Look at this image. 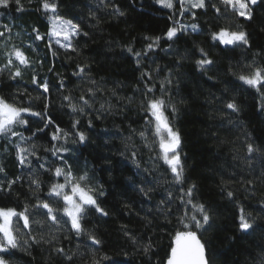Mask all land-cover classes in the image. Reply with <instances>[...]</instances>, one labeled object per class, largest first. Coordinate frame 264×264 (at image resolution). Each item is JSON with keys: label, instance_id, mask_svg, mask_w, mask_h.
I'll list each match as a JSON object with an SVG mask.
<instances>
[{"label": "trees", "instance_id": "16d2710c", "mask_svg": "<svg viewBox=\"0 0 264 264\" xmlns=\"http://www.w3.org/2000/svg\"><path fill=\"white\" fill-rule=\"evenodd\" d=\"M43 2L20 0L18 5L9 0L8 7H0V31L5 25L11 29L0 37V68L7 64L13 47L30 61L25 67L14 60V67L0 71V97L21 107H28L31 97L30 106L39 112L44 111L46 97L54 121L37 132L44 127L43 121L24 114L28 125L17 126L15 131L31 139L0 135V166L5 169L0 173V187L5 189L0 190V208L19 212L26 204H35L30 191L34 176L43 182L41 198L52 182H64L63 177H54L39 167L61 166L59 159L45 151L55 144L68 150L62 155L76 176L87 171L88 184L96 189L93 194L107 215L94 207L86 211L83 227L100 241L92 245L87 235L76 237L70 221L57 227L41 215L46 210L29 207L31 220L45 221L43 227L35 223L31 227V234L40 242L31 244L27 251L12 250L10 264H91L93 256L100 259L105 255L111 259L101 264H165L172 238L181 228L177 221L184 211L179 202L181 189L186 191L192 184L196 185L193 201L206 205L212 215L211 227L198 233L206 245L209 264H258L264 249V111L260 110L264 87L257 91L239 81L237 75L250 73L252 69L246 65L253 62L254 66H264V0L252 7L250 21L220 0H206L205 9L185 6L184 12L177 0L171 9L158 0H47L57 5L55 12L45 10ZM212 4L220 9L219 14ZM56 19L79 25L80 34L71 37L77 51H66L49 35ZM192 24L198 26L197 31H192ZM173 26L180 30L169 40L166 32ZM220 28L244 30L249 45L224 46L213 41L211 33ZM37 32L42 40L36 39ZM155 37H160L158 44L147 50ZM201 48L214 61L207 70L196 65ZM77 65H87L85 73L74 75ZM16 66L22 75L13 80L9 73ZM143 72L151 78L142 77ZM34 74L41 83L47 80L48 93L41 95L42 89L32 84ZM145 84L153 88L151 93L146 92ZM89 89L95 94H89ZM81 95L88 105L80 100ZM37 96L40 99H35ZM65 96L78 106L77 111L71 110ZM146 96L160 97L176 106L175 113L168 108L165 114L181 137L182 184L173 181L160 158L154 122L146 123L148 115L142 107L146 106ZM230 100H235L239 112L225 107ZM79 107L84 108L83 113ZM77 120L79 124L73 129ZM56 125L70 133L83 132L86 141L79 143L75 136L67 142L52 141ZM141 131L146 140L139 136ZM249 142L261 151L249 156ZM17 146L36 152L35 156L25 154L30 163L23 167L16 158ZM18 176L21 179L7 190L8 181ZM49 203L57 209L64 206L62 200ZM169 208L171 215H167ZM241 209L257 226L247 234L239 231ZM61 219L68 221L62 214ZM13 221L14 227L21 228L16 233L21 241L27 239L23 221L15 217ZM149 243L151 250L145 254L144 246ZM57 247H63L73 259L56 253Z\"/></svg>", "mask_w": 264, "mask_h": 264}, {"label": "snow or ice", "instance_id": "6c2138e0", "mask_svg": "<svg viewBox=\"0 0 264 264\" xmlns=\"http://www.w3.org/2000/svg\"><path fill=\"white\" fill-rule=\"evenodd\" d=\"M259 2L260 0H220V3L229 6L239 17H243L245 20L249 21L253 18V10L250 6L257 5ZM16 3L19 5L20 0H16ZM158 3L170 9L174 6L173 0H158ZM179 3L181 12L187 10L185 7L186 5H190L191 8L195 9L206 8V0H179ZM8 6L9 0H0V7L6 8ZM43 8L45 10L55 12L57 5L54 3H48L47 0H44ZM212 8L217 14L220 13V9L215 4H212ZM18 10L20 9L18 8ZM114 11L118 12L120 15H123V13L120 12L118 8H115ZM180 27L183 28L184 26L181 25ZM239 27L240 26L237 25L238 29ZM191 29L193 32H195L198 30V26L196 24H192ZM179 30L180 29L175 26L168 28L166 32L167 38L171 40L174 36H176ZM10 31L11 29L5 25L4 31H0V37H4L5 32ZM33 31L37 30L33 29ZM79 34V25L74 24L71 20L59 21L58 23H55L49 33L50 36L56 38L55 43L61 48L65 49L66 51L70 49L73 52L77 51V49L72 45L71 37ZM84 35H87V33H84ZM61 37L62 40L60 39ZM36 39L42 40L43 37L37 32ZM211 39L213 41H218L219 44L224 46L249 45L248 34L244 30H229L228 28H220L219 31L211 33ZM159 40L160 37L153 38L152 43L147 45V50H152L154 45L158 44ZM49 49L51 50V43L49 44ZM128 51L132 52L133 50L131 47H129ZM199 51L201 58L196 61V65L199 69L207 70L211 65H213L214 61L209 58L208 53L203 48L199 49ZM7 55L9 57L7 64L4 65L3 68H0V71L14 67V60L18 61L19 65H23L25 67L30 66L29 59L19 48L13 47V49ZM53 55H55V53H53ZM135 56L139 57L140 53H135ZM137 63H139V60H137ZM246 67L252 69L250 73H240L238 75L233 73V75H237V79L243 84L260 91V89L264 87V66H254L253 62V64L246 65ZM77 68L78 71L74 72L73 74L81 75L85 73L87 65H77ZM51 70L52 69L50 68L49 71ZM9 75L13 80H15L17 77H20L22 75L20 67L16 66L15 71L10 72ZM141 75L142 77L148 76L151 78L150 74L147 72H143ZM31 82L38 89H42L41 95L48 93L50 90L47 80L41 83L35 74L32 76ZM92 83L95 84L96 82L92 81ZM167 83H171V81H167ZM61 87H63L62 80ZM163 88L164 86L162 83V91ZM145 89L148 93L153 91V88L147 84H145ZM88 91L91 95L95 94L92 89H89ZM20 94L23 95L24 93ZM31 99L32 98L30 97L28 101V107H21L16 104L9 103L3 97H0V135H10L12 137L19 136L22 141L31 139V137L26 138L22 133L15 131L17 126L26 127L28 125L29 122L24 118V114H28L32 117H39L43 121L44 127L38 128L37 132H42L44 129L54 124L53 119L48 113V108L50 105L49 102H47V98L45 97L44 111L42 112L34 111L32 109L30 106ZM35 99H40V97L37 96ZM64 99L69 101V107L73 112L77 111L78 106L71 103L70 97L65 96ZM145 99L147 100L146 106L142 104V107H144V110L148 115L146 123L151 125L154 122L153 134L159 138V147L161 150L160 158L170 169L173 181L177 184H182L184 182V169L181 162L180 153L178 151L181 145V137L180 134L173 129L169 122L168 116L165 114L168 108H171V111L175 113L177 110L176 106L174 104H170L168 101H165L160 97L148 98L146 96ZM80 100H82L85 105H88V101L83 95H81ZM103 107L104 105H101V108ZM225 107L233 113L239 112L240 110L235 100L228 101ZM260 110L264 111V95L261 97ZM79 111L83 113L84 108L79 107ZM78 124L79 121H75L72 125V128L76 129ZM165 133L166 136L164 135ZM33 135H35V133H33ZM70 136L78 137L77 142L79 143L86 141V136L83 132L76 131L74 133H70L60 128L58 125L55 126V130L51 135V140L59 141L60 139H64L67 142ZM139 136L142 139H147L144 131H141ZM145 146L148 147L149 145L146 144ZM34 148L35 145H33V149ZM45 151L51 152L54 157L59 159L61 161V166H56L54 169H50L46 168L44 164H40L39 167L54 177H63L64 182H52L48 187V191L44 194V198H41L39 193L42 190L43 182L38 176H34L33 178H30V191H32L33 196L35 197V204L31 206L26 204L24 210L19 212L14 208H0V264H10V259L8 257L12 254V250H19L23 248L25 251H27L31 244L40 242L35 236L31 234V227L33 223L43 227L45 221L31 220L29 207L36 210H46L42 211L41 215L46 216V219L50 221L52 225H56L57 227H62L64 224L70 221V230L75 233L77 238L87 235V239L92 245H98L100 243V241L96 239V237L91 232H88L82 224L85 213L89 208L94 207L96 212L107 215V213L104 212V210L98 205L97 197L93 194L96 192V189L94 187H90L88 184L89 175L87 171L79 176H76L71 169V165L68 164V161L64 159L62 155V153L68 151L62 146L57 147L55 144H53L51 148H46ZM246 151L247 154L251 156L253 153L261 151V149L249 142L246 144ZM26 153L28 155H36L35 151H29V149L17 146L16 158L19 162V165L22 167L30 163L28 160V155H25ZM132 156L135 162V152H133ZM137 167H139L138 164ZM4 171L5 169L0 166V173H4ZM20 179L21 177L18 176L14 180L8 181L7 190H11L12 186ZM249 183H251V181H249ZM32 186H34V188ZM195 188L196 185L192 184L186 191L181 189L182 195L179 197V202L180 206H183L184 211L177 217V221L181 225V228L175 232V235L172 238L166 264H209L206 245L201 241L198 233L207 231L208 228L211 227L212 215L206 205L193 201V192L195 191ZM0 190L5 189L0 187ZM140 191L144 192L146 196L148 195V193L145 192L143 188H141ZM149 191H151V189H149ZM99 194L103 195L104 193L103 191H100ZM227 195L229 198H231L233 193L229 191ZM185 197H187V199H185ZM169 199H171V193H169ZM49 200H62L64 206L62 209H57L49 203ZM164 203L165 201L162 200L161 204L163 205ZM189 205L191 206L190 208L188 207ZM61 214L66 216L68 221L62 220ZM167 215H171L170 208ZM14 217L18 218V220H22V228L24 230H28L26 233L28 238L24 239L23 241H21L20 237L16 234L21 231V228L14 227ZM256 227L257 226L253 221H251L250 217L246 216L243 212V209H241V214L239 216V231L247 234L255 230ZM125 235L129 234L125 232ZM132 239L135 242V238L132 237ZM44 242L49 243L50 241ZM151 247V243L144 246L143 251L145 254L151 250ZM54 251L63 255L66 260L71 261L73 259L72 256L65 253L63 247H57L54 249ZM110 259L111 258L107 255L101 257L100 259H96L93 256L91 264H101L102 260ZM258 264H264V249H261V256L258 259Z\"/></svg>", "mask_w": 264, "mask_h": 264}, {"label": "rangeland", "instance_id": "374dc122", "mask_svg": "<svg viewBox=\"0 0 264 264\" xmlns=\"http://www.w3.org/2000/svg\"><path fill=\"white\" fill-rule=\"evenodd\" d=\"M178 2H179V0H177ZM160 4V3H159ZM162 5V4H161ZM186 6H190V5H186ZM167 8V7H166ZM59 21H64V20H60V19H56V20H54L53 22H52V24H51V30H52V28H53V26H54V24L55 23H58ZM54 38V40L56 39L55 37H53ZM61 40H62V37L60 38ZM63 42V41H62ZM165 136H166V133L164 134ZM69 191H70V189H69Z\"/></svg>", "mask_w": 264, "mask_h": 264}, {"label": "water", "instance_id": "95a60500", "mask_svg": "<svg viewBox=\"0 0 264 264\" xmlns=\"http://www.w3.org/2000/svg\"><path fill=\"white\" fill-rule=\"evenodd\" d=\"M255 6V5H254ZM251 8L253 7V6H250ZM165 264H166V262H165Z\"/></svg>", "mask_w": 264, "mask_h": 264}]
</instances>
